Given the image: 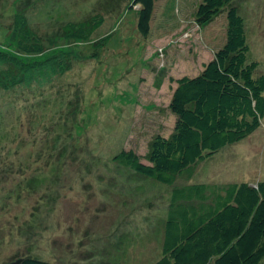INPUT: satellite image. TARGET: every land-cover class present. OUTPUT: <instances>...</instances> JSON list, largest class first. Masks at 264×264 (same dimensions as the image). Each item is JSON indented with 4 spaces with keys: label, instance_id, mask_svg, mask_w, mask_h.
Masks as SVG:
<instances>
[{
    "label": "rangeland",
    "instance_id": "374dc122",
    "mask_svg": "<svg viewBox=\"0 0 264 264\" xmlns=\"http://www.w3.org/2000/svg\"><path fill=\"white\" fill-rule=\"evenodd\" d=\"M133 0H0V49L15 13L41 38L45 56L65 52L70 70L38 71L0 90V264L18 257L58 264H153L173 186L113 162L142 158L167 137L172 80L194 77L225 43L226 15L200 28L202 0H155L147 37ZM249 61L264 75V0H237ZM101 15L86 42L62 28ZM105 38L103 46L93 44ZM14 51V47L9 48ZM2 66L0 65V69ZM264 181V117L246 139L199 163L190 181L217 186Z\"/></svg>",
    "mask_w": 264,
    "mask_h": 264
},
{
    "label": "trees",
    "instance_id": "16d2710c",
    "mask_svg": "<svg viewBox=\"0 0 264 264\" xmlns=\"http://www.w3.org/2000/svg\"><path fill=\"white\" fill-rule=\"evenodd\" d=\"M155 0H133L139 6L136 29L147 37ZM237 0H202L195 23L204 28L226 15L225 43L194 77L172 80L168 110L172 132L155 135L142 158L121 150L113 162L156 183L173 186L161 233V253L153 264H264V181L222 186L190 181L201 162L234 145L259 128L264 117V75L249 61L243 19ZM103 24L101 15L62 28L67 39L86 42ZM105 38L94 46H103ZM8 46L0 49V90L28 83L38 71L62 75L70 70L65 52L45 56L41 41L23 13H15ZM4 264H58L18 257Z\"/></svg>",
    "mask_w": 264,
    "mask_h": 264
}]
</instances>
